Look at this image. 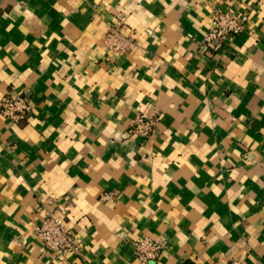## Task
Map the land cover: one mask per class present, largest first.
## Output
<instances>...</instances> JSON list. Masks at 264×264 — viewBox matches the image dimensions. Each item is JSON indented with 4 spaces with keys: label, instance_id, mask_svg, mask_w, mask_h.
Instances as JSON below:
<instances>
[{
    "label": "crops",
    "instance_id": "0c3cea01",
    "mask_svg": "<svg viewBox=\"0 0 264 264\" xmlns=\"http://www.w3.org/2000/svg\"><path fill=\"white\" fill-rule=\"evenodd\" d=\"M246 16L202 49L213 10ZM138 50L108 52V26ZM0 264H264V0H0ZM158 117L148 139L137 114ZM102 194L112 202L101 203ZM47 214L80 245L54 258Z\"/></svg>",
    "mask_w": 264,
    "mask_h": 264
},
{
    "label": "built area",
    "instance_id": "2783aa9c",
    "mask_svg": "<svg viewBox=\"0 0 264 264\" xmlns=\"http://www.w3.org/2000/svg\"><path fill=\"white\" fill-rule=\"evenodd\" d=\"M247 25L246 16H234L221 10H213L209 17V28L202 43V49L210 54H216L224 49L226 44L239 36ZM122 27L108 26L103 37L104 48L115 55L123 56L138 50V45L132 36L124 35ZM30 102L20 96L6 95L0 101V118L11 126L18 125L30 113ZM158 123L155 114H137L130 126V134L141 139L152 136ZM112 194H102L99 202H112ZM40 240L44 250L54 258L77 257L80 245L65 228L63 221L54 215L47 214L41 224L33 230ZM134 257L139 264H153L159 257L162 246L150 238H143L133 243Z\"/></svg>",
    "mask_w": 264,
    "mask_h": 264
}]
</instances>
